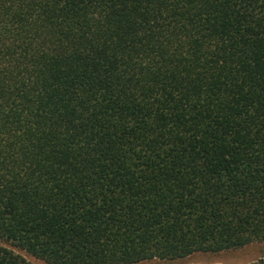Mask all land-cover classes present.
I'll use <instances>...</instances> for the list:
<instances>
[{"label":"trees","instance_id":"1","mask_svg":"<svg viewBox=\"0 0 264 264\" xmlns=\"http://www.w3.org/2000/svg\"><path fill=\"white\" fill-rule=\"evenodd\" d=\"M263 241L264 0H0V264Z\"/></svg>","mask_w":264,"mask_h":264},{"label":"rangeland","instance_id":"2","mask_svg":"<svg viewBox=\"0 0 264 264\" xmlns=\"http://www.w3.org/2000/svg\"><path fill=\"white\" fill-rule=\"evenodd\" d=\"M22 254L32 263L43 264L24 252ZM264 258V241L254 242L239 249L222 251L219 253H194L188 257L158 262V264H248L257 259ZM137 264H151L142 262Z\"/></svg>","mask_w":264,"mask_h":264}]
</instances>
